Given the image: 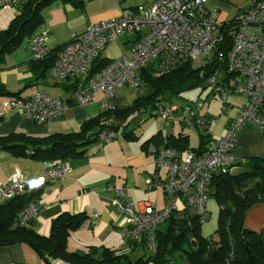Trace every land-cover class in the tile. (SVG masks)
<instances>
[{
  "label": "built area",
  "instance_id": "obj_1",
  "mask_svg": "<svg viewBox=\"0 0 264 264\" xmlns=\"http://www.w3.org/2000/svg\"><path fill=\"white\" fill-rule=\"evenodd\" d=\"M25 0H0V10L19 7ZM210 0H153L137 5L117 18L90 22L82 32H73L51 67L59 80L73 86L68 99L37 91L27 96L16 95L4 99L8 109L17 110L40 123H48L63 113L70 103L87 105L94 101V93L101 92V104L113 111L116 91L122 87L142 89V73L147 65L161 61L157 74L168 71L182 60H191L195 67L210 63L225 33L233 35V44L225 66L207 77L210 94L221 95L224 103L233 94L246 97L231 120L226 133L217 141H210L200 150H180L173 146L154 149L157 169L164 168V177L155 172L146 179L148 190L161 189L167 196L166 207L158 209L150 200L134 201L126 186L108 184L115 191L111 204L124 215L127 226L124 235L141 241L144 237L151 253L158 249L157 230L173 214L192 211L204 224L211 218L208 200L216 174L233 171L238 163L234 153L238 131L247 125L264 128V0H250L235 21H219L217 9ZM226 26V27H225ZM134 35L131 57L122 55L110 59L92 72L95 59L106 45L120 34ZM51 51L46 33L31 40L32 57L44 59ZM218 56L223 59L222 52ZM204 102L198 98L181 102L161 101L156 115L168 123H186L192 131L208 128L214 116L203 111ZM98 140L109 143L119 135V118L111 113L103 117ZM67 160L45 162V171L34 178H26L16 169L5 182L0 180V198L9 200L21 196L49 181L64 178L71 171ZM41 203L31 201L17 215V223L29 225L38 220ZM52 264H74L62 258H50Z\"/></svg>",
  "mask_w": 264,
  "mask_h": 264
},
{
  "label": "crops",
  "instance_id": "obj_2",
  "mask_svg": "<svg viewBox=\"0 0 264 264\" xmlns=\"http://www.w3.org/2000/svg\"><path fill=\"white\" fill-rule=\"evenodd\" d=\"M152 1L150 0L149 3ZM126 2V0H85L83 6L79 7L72 1L56 0L43 9L44 21L23 38L14 52L6 54L0 61V86L9 93L0 95V135L25 132L30 135L45 136L55 132H79L84 123L92 121L105 111L100 102L102 94L96 91L92 103L87 105L70 103L68 108L54 120L40 123L17 110L6 108L4 99L16 95L27 96L37 91L68 99L73 83L57 79L52 74L51 67L43 71L40 63L37 70H33L36 63L31 53L32 38L46 33L51 49L61 47L71 40L73 32L84 31L88 23L117 18L136 7ZM18 13L19 7L0 10V31L6 28ZM133 41L132 33H122L106 45L101 56L109 60L122 55L131 57ZM124 88L118 89L113 98V102L118 107H127L135 99L121 91ZM144 91L145 94L146 90ZM245 100L244 95L233 94L228 102L221 105L220 111L219 104L214 108L216 105L214 101L203 109L204 112L214 116L208 127L211 141L217 142L226 133L238 107ZM130 120V117L125 120L119 119L121 124L118 128L119 135L107 143L103 151L97 153L98 151L91 147L93 142L81 147L84 153L67 160L71 165V171L66 177L53 179L43 186L37 197L42 205L39 218L28 227L47 236L51 233L54 218L61 213L85 212L87 218L80 227L71 230L68 236L70 251L86 250L92 245L107 246L120 252L126 251L125 246L126 244L130 246L131 240L124 235L126 219L123 214L113 209L111 202L115 197V191L107 189V185L112 183L116 186H126L132 200L153 201L158 209H162L167 201L163 190L147 189L146 179L155 172L162 177L165 176L164 168H156L154 149L165 145L161 139L169 134H164L160 129L151 136L140 139L130 130ZM91 128L90 132H96L99 126L94 124ZM196 131L199 133L200 142L201 130ZM157 133L159 135L151 139ZM234 153L238 163L233 172L246 170L248 161L252 157L264 158V128L252 125L242 127L236 134ZM103 156H106V159L102 160ZM45 162L0 148V180L7 181L16 169L21 170L26 178L40 176L45 171ZM243 165L246 168L235 170ZM154 192H160V196L150 198V194ZM9 200L0 198V204ZM23 262L41 263L43 258L26 242L0 245V264Z\"/></svg>",
  "mask_w": 264,
  "mask_h": 264
},
{
  "label": "trees",
  "instance_id": "obj_3",
  "mask_svg": "<svg viewBox=\"0 0 264 264\" xmlns=\"http://www.w3.org/2000/svg\"><path fill=\"white\" fill-rule=\"evenodd\" d=\"M55 1L25 0L19 6V13L0 31V61L6 54L14 52L23 38L44 21L43 9ZM65 1H72L79 7L85 3V0ZM232 44L233 35L226 32L213 60L202 67H195L191 60H182L168 71L157 74L161 61L147 65L142 73V89H146L145 94L138 95L127 107L117 106L113 111L105 110L92 121L84 123L79 132H55L45 136L14 132L0 135V148L44 161L68 160L81 155L84 153L82 146L98 141L99 129L96 132L90 131L94 124L101 126L103 117L114 113L119 119L125 120L142 111L155 114L154 110L159 102L171 101L175 95L194 87L207 88V77L226 65ZM63 46L51 49L44 59H34L36 64L33 70H37L39 63L42 64L43 71L52 67ZM218 51L222 52L223 59L219 58ZM108 61L102 56L97 57L92 72L104 67ZM2 94L9 93L0 86V95ZM120 126L118 124L117 127ZM158 135H153L151 139ZM161 141L165 146L180 150H200L211 141V136L208 128H205L200 131L197 146H190L189 134L184 132L164 136ZM248 164L246 170L227 171L216 174L213 178L211 195L220 205L215 237L203 235V223L192 211L187 210L180 215L173 214L158 228L156 253L149 251L145 237L141 241L130 240L132 248L141 246L146 251L139 260H133L127 253L107 246L92 245L86 250L70 251L68 236L71 230L80 227L87 218L85 212L61 213L54 218L51 233L47 236L39 234L28 225L21 226L17 223V213L31 201H39L37 197L43 185L0 204V245L26 242L43 258L41 263L20 264H52L50 258H62L74 264H178L174 260L176 253L184 256L189 264H264V239L261 233L244 225L248 210L254 204L264 201V158L252 157Z\"/></svg>",
  "mask_w": 264,
  "mask_h": 264
},
{
  "label": "rangeland",
  "instance_id": "obj_4",
  "mask_svg": "<svg viewBox=\"0 0 264 264\" xmlns=\"http://www.w3.org/2000/svg\"><path fill=\"white\" fill-rule=\"evenodd\" d=\"M127 4H131L132 6L137 5H147L150 0H126ZM209 5L213 8L217 9L218 19L219 21H232L234 20L241 11L245 10L250 5V0H210ZM131 7H128L130 9ZM210 87L202 88V87H194L189 90L183 91L180 94L175 95V97L171 100H175L179 102L195 100L199 97L204 102L203 109L208 105V103H212L214 101V108L219 104L221 110V105L224 104V101L221 98L220 94L214 96L213 94L208 93ZM145 88L141 91H137L131 87H125L123 92L129 94L131 98H136L138 95L144 94ZM130 130L134 132L135 136L141 138H147V136H151L153 133H156L161 129L164 134H179L180 132L188 133L190 135V144L193 146L198 145L199 143V133L197 131H192L188 125L184 122L181 124L180 122L168 123L165 119L160 116L151 115L150 113L143 111L139 114L130 118ZM122 137V134H120ZM107 143L103 141H97L91 144V147H94L97 153H99ZM100 148V149H99ZM102 150V151H103ZM106 159V156L102 157V160ZM106 162V160H105ZM110 162V161H108ZM235 168V167H234ZM246 168L245 165L238 167L235 170H242ZM162 194V193H161ZM164 195V194H163ZM160 196V192H154L150 194V198H156ZM166 197V195H165ZM166 203V202H165ZM208 209L211 213V218L203 224L202 233L208 237H215L217 235L216 229L219 225V211L220 205L218 204L216 198L214 196H210L208 200ZM165 206L162 208L164 209ZM244 225L247 228L253 229L258 233H261L264 239V201L258 202L254 204L247 212L246 217L244 219ZM125 243V242H124ZM127 253L133 260H139L142 256L146 254V251L143 247L138 246L136 248H132L131 246H125ZM174 260L178 264H189L188 260L182 256L180 253H176L174 255Z\"/></svg>",
  "mask_w": 264,
  "mask_h": 264
}]
</instances>
